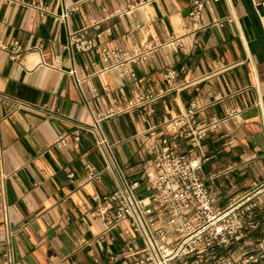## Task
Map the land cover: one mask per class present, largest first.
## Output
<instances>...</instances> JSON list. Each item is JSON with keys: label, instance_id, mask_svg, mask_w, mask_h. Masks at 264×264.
<instances>
[{"label": "crops", "instance_id": "1", "mask_svg": "<svg viewBox=\"0 0 264 264\" xmlns=\"http://www.w3.org/2000/svg\"><path fill=\"white\" fill-rule=\"evenodd\" d=\"M192 2L83 0L61 22L59 0H0V264H131L139 257L143 242L128 220L94 241L106 228L101 198L118 186L94 135L82 131L78 148L72 139L56 145L76 123L92 125L99 115L129 180L141 178L159 137L189 149L168 122L196 104L201 120H221L202 147L217 203L264 182V0L209 1L198 20L189 16ZM80 29L125 56L106 62L96 52L72 54L67 36ZM15 43L24 51L12 59ZM139 50L152 52L126 60ZM168 68L177 72L173 82L164 78ZM150 91L163 93L153 115L118 111ZM88 163L99 179H89ZM260 219L253 240L264 236V209Z\"/></svg>", "mask_w": 264, "mask_h": 264}, {"label": "built area", "instance_id": "2", "mask_svg": "<svg viewBox=\"0 0 264 264\" xmlns=\"http://www.w3.org/2000/svg\"><path fill=\"white\" fill-rule=\"evenodd\" d=\"M24 3V0H7ZM61 2V14L57 20L67 22L83 0L67 4ZM209 1L193 0L189 16L198 20ZM223 20L217 24L223 25ZM65 48L72 54L96 52L108 62L125 56L119 48L99 45L88 37L86 29L68 33ZM24 49L15 43L12 59ZM151 50H139L126 60H146ZM120 64L115 62L114 66ZM76 76V71H71ZM164 78L173 82L177 72L168 68ZM77 84L81 79L76 76ZM163 93L145 92L136 98L126 99V105L118 111H138L151 116L155 103ZM18 104L21 102L15 101ZM33 108L31 105H26ZM199 107L190 108L171 118L170 129L187 140V151L176 150L169 136L159 137L148 146L149 157L140 179H127L116 164L112 144L101 131L103 115L95 118L92 125L76 123V129L62 135L56 141L58 147L67 146L72 139L79 147L82 131L95 137L117 180V188L101 198L97 210L106 222V228L94 241L102 242L107 233L123 220H128L133 231L141 238L143 249L131 264H264V236L253 240L252 236L261 225L260 212L264 209V182L254 180L249 190L232 198L226 206H220L203 176V141L220 124L219 119L203 121ZM118 111H111L109 116ZM55 116V115H53ZM197 152V155H192ZM90 180L100 178L101 171L93 163L85 166ZM132 250V248H131Z\"/></svg>", "mask_w": 264, "mask_h": 264}]
</instances>
